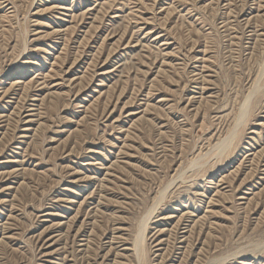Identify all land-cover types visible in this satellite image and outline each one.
Returning a JSON list of instances; mask_svg holds the SVG:
<instances>
[{
	"label": "rangeland",
	"instance_id": "374dc122",
	"mask_svg": "<svg viewBox=\"0 0 264 264\" xmlns=\"http://www.w3.org/2000/svg\"><path fill=\"white\" fill-rule=\"evenodd\" d=\"M0 264H264V0H0Z\"/></svg>",
	"mask_w": 264,
	"mask_h": 264
},
{
	"label": "bare ground",
	"instance_id": "6f19581e",
	"mask_svg": "<svg viewBox=\"0 0 264 264\" xmlns=\"http://www.w3.org/2000/svg\"><path fill=\"white\" fill-rule=\"evenodd\" d=\"M249 102H250V96L247 97L245 99L244 103L242 104V106L240 108V112H239V114L237 115V117L235 119L234 127H232V131L229 134V137H226L225 139H223L222 141H220L219 144L221 145V147H226L228 145V143L230 142L231 137H233L235 135L236 130L239 127H241V124L244 122L245 116L247 115L246 113L248 111ZM153 211H154L153 209H150L146 213V215L143 217L141 223L139 224L138 232H137V234L135 236V243L137 245L139 244L141 246V244L143 242V238H144V233H145V230H146L147 222L149 221V218H150V216H151V214H152Z\"/></svg>",
	"mask_w": 264,
	"mask_h": 264
}]
</instances>
